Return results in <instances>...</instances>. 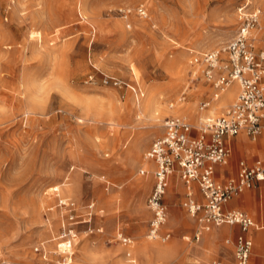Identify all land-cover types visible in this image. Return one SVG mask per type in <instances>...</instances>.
Returning a JSON list of instances; mask_svg holds the SVG:
<instances>
[{
  "label": "rangeland",
  "instance_id": "374dc122",
  "mask_svg": "<svg viewBox=\"0 0 264 264\" xmlns=\"http://www.w3.org/2000/svg\"><path fill=\"white\" fill-rule=\"evenodd\" d=\"M257 7L262 47L264 0H0V264L59 263L70 226V264H233L223 238L199 247L182 232L190 218L169 189L159 233L171 237H147L152 178L139 169L167 119L199 123L211 88L192 53L222 46ZM100 73L134 92L85 83Z\"/></svg>",
  "mask_w": 264,
  "mask_h": 264
},
{
  "label": "built area",
  "instance_id": "2783aa9c",
  "mask_svg": "<svg viewBox=\"0 0 264 264\" xmlns=\"http://www.w3.org/2000/svg\"><path fill=\"white\" fill-rule=\"evenodd\" d=\"M120 12L127 16L126 10L121 9ZM138 12L144 13L142 7L138 8ZM260 15L258 7L239 12V24L231 39L216 49L193 52L191 55V64L211 88V96L200 103L199 110L206 109L209 101L217 100L223 90L233 83L237 85V93L219 115L206 116L197 126L184 118L167 119L162 125L163 133L153 139L145 152L144 159L154 165L150 172L153 186L146 198L151 212L147 231L150 239L170 238L168 233L160 234L159 230L167 219L162 197L173 173L185 186L181 205L190 217L196 218V238L200 231L209 230L213 224H236L242 233L255 226L252 217L246 212L224 210V206L232 197L254 188L264 180V155L252 164L238 160L236 176L225 182L216 181L213 175L215 165H225L230 157L231 148L225 142L226 137L244 132L255 140L264 134V45L257 47L262 30ZM84 81L87 84L99 82L113 88L126 86L133 92L135 90L118 77L103 73L97 77L87 74ZM180 99H185L184 92ZM148 173L147 169H139L140 175ZM193 183L197 184L203 202L193 198ZM59 237L65 246L61 250L62 261L57 264H70L76 232L70 226ZM115 238L124 245L132 243L131 238L124 236L121 231ZM251 247L250 238L243 234L236 237L233 243L235 264H249ZM34 250L39 251L38 246ZM42 257L46 258L45 254ZM261 264H264V257Z\"/></svg>",
  "mask_w": 264,
  "mask_h": 264
},
{
  "label": "crops",
  "instance_id": "0c3cea01",
  "mask_svg": "<svg viewBox=\"0 0 264 264\" xmlns=\"http://www.w3.org/2000/svg\"><path fill=\"white\" fill-rule=\"evenodd\" d=\"M231 87H233L232 88L233 93H232L231 97L225 99L224 102L220 99L219 103H216L214 105L215 108L226 104L227 101L231 102L235 98L236 93H237V85L235 83H233V85ZM239 134L240 135L242 134V140L241 141L243 143L250 144V145L253 144V146L257 145L258 149L255 150L252 148L251 151L248 149L247 150L245 149L242 155H241V153H240V155H239V153L234 154L237 151L236 143L239 141L238 140V138L240 137ZM239 134H238L239 136L235 135L232 137H226L225 138L226 144L229 145L231 148V154H230V157L228 158L225 165H221V164L215 165L213 177L216 181L225 182L226 179H228L230 177H235L237 174V171H238V160H244L248 164H252L254 160L261 158V156L264 155V134H260V136H258L255 140L250 139L244 132L239 133ZM232 160H233V163H232ZM148 163L150 166H149V169H147V170L149 172H151L154 169V165L151 162H148ZM151 178H152V175H151ZM152 181H153V178H152ZM168 182H169V185H168L167 189H169L170 193L173 195H180L181 196L180 198L183 201V197H184V193H185V186H184L183 182L180 181L177 174L173 173L169 177ZM262 182H263V184H262ZM262 182L258 184L259 186L262 184V188H261L262 192H261V194H258L259 199L256 198V195L254 192H250V191L242 192V193L232 197V199H230L227 202V204H225V206H224V210H227V209L239 210L242 212H246L249 216L252 217L255 226L249 227L244 233L241 232L240 227L236 224H228V223L227 224H220V225H214L213 224L209 227V230L200 231L199 236L196 238L195 233L198 229V228H196L197 221H196L195 217H192V216L190 217L188 214L187 215L190 218V219H187L188 220V226H189L188 231L183 230L182 232L186 233V232H191L193 230V234H192L193 238H195L196 241H200L202 239L200 245H198L199 247H203V245H206V244L210 245V243H214L215 239H222L223 238V245L224 246H221V250L226 254L228 253V251L231 253V256H232V259L234 262L233 264H235L234 252H233V243H234V241L238 235L243 234L244 236L250 238L252 241L249 264H261V260L264 257V244H262L264 232L262 234H259V232L264 231V180ZM152 186H153V183H152ZM152 186H151V188H152ZM246 190H249V189H246ZM150 191H151V189H150ZM192 192H193L192 195H193L194 199H196L199 202H203V199L201 197V194L199 192V189H198V186L196 183H193V185H192ZM165 233H168L170 236L169 232H163L161 234H165ZM123 235L126 236L125 234H123ZM184 238H188V237L184 236ZM163 241H166V240H163ZM127 246H129V245H127ZM195 253L199 259H205V260L208 259L207 254L201 248L197 247ZM126 255L128 257H132L130 251H127ZM129 261H130L129 263H135L134 259H130ZM216 263L222 264V261H220L218 259H214L211 262V264H216Z\"/></svg>",
  "mask_w": 264,
  "mask_h": 264
},
{
  "label": "bare ground",
  "instance_id": "6f19581e",
  "mask_svg": "<svg viewBox=\"0 0 264 264\" xmlns=\"http://www.w3.org/2000/svg\"><path fill=\"white\" fill-rule=\"evenodd\" d=\"M233 85V84H232ZM232 85H229L227 88H225L224 90H223V92L219 95V97H218V99L217 100H211V101H209V106L208 107H206V109H203L204 110V112H201L200 113V115L197 117L198 118V120H199V122H201L204 118H206V117H204V114H205V111H206V113L207 114H210V115H207V116H211V115H216V114H220L219 112H220V107L218 108H215L214 107V105L216 104V103H219V101H220V99L224 102L225 101V99H227V98H229V97H231V95H232V93H233V91H232V88L233 87H231ZM228 89V90H227ZM227 90V91H226ZM234 90V89H233ZM222 102V103H223ZM221 103V104H222ZM226 103V102H225ZM222 107H223V105H222ZM217 109V110H216ZM219 109V110H218ZM201 111V110H200ZM176 114H180L178 111L177 112H175ZM240 135V134H239ZM238 135V136H239ZM238 142L236 143V149H237V152L240 154V153H243L244 152V150L246 149H248V150H252V148L253 149H255V150H257L258 149V146L257 145H254L253 146V144H246V143H243L241 140H242V134L240 135V137L238 138ZM147 181V180H146ZM145 183V182H144ZM146 184V183H145Z\"/></svg>",
  "mask_w": 264,
  "mask_h": 264
}]
</instances>
